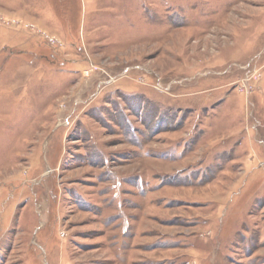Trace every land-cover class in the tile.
<instances>
[{
    "label": "rangeland",
    "instance_id": "1",
    "mask_svg": "<svg viewBox=\"0 0 264 264\" xmlns=\"http://www.w3.org/2000/svg\"><path fill=\"white\" fill-rule=\"evenodd\" d=\"M0 264H264V0H0Z\"/></svg>",
    "mask_w": 264,
    "mask_h": 264
}]
</instances>
